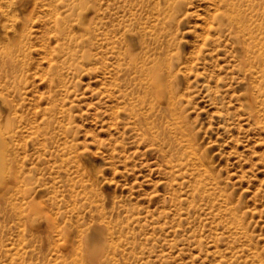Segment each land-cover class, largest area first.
<instances>
[{"label": "rangeland", "instance_id": "1", "mask_svg": "<svg viewBox=\"0 0 264 264\" xmlns=\"http://www.w3.org/2000/svg\"><path fill=\"white\" fill-rule=\"evenodd\" d=\"M37 2L0 23V264H264V0Z\"/></svg>", "mask_w": 264, "mask_h": 264}, {"label": "bare ground", "instance_id": "2", "mask_svg": "<svg viewBox=\"0 0 264 264\" xmlns=\"http://www.w3.org/2000/svg\"><path fill=\"white\" fill-rule=\"evenodd\" d=\"M38 0H32L30 3H27L26 5L24 4V2H22L21 0H0V23H3V19L8 18L9 20L11 17V12L12 10L14 11V9H23V11L28 15V17L30 18V16L32 15V13L34 12L35 8L37 7V2ZM264 10V9H263ZM28 18V19H29ZM27 20V19H26ZM236 24H238L241 28L243 33V36H247V38L243 39V56H247V58H254V52L251 51L250 49V43L251 42H257V38L256 36H253V31L250 29L249 27V22L248 19L245 18V16H240V15H236V20H235ZM26 21L23 22L24 27L19 29L15 26V24H13L12 20L9 23H4V30L6 34L9 33H13L16 37L18 36L20 39L23 37V33H21V31L24 28H29V25L25 27ZM22 25V26H23ZM257 30H259V33H263L262 37L264 39V27L262 26V24L259 22L258 25L255 26ZM260 41V57H257L256 54L255 56L260 60V65H261V69H264V40ZM135 69L140 70H146V71H152L151 67H148L147 63L144 61H138L137 58L134 59H130L129 62ZM15 64V63H14ZM14 64H12L14 66ZM145 79V77H139V81L143 82ZM140 82V83H141ZM144 84V83H143ZM141 85V84H140ZM142 88L145 91H149L150 93L155 92L156 91V87L153 88L151 87L148 90V85L145 86L143 85ZM172 92H168V98H170L172 96L171 94ZM251 102V101H250ZM249 105H251V103H249ZM250 107V106H249Z\"/></svg>", "mask_w": 264, "mask_h": 264}]
</instances>
